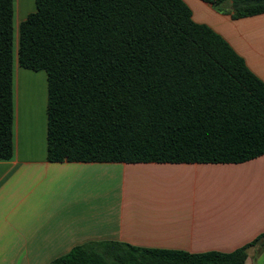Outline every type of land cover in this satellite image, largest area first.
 Returning <instances> with one entry per match:
<instances>
[{
    "label": "trees",
    "instance_id": "16d2710c",
    "mask_svg": "<svg viewBox=\"0 0 264 264\" xmlns=\"http://www.w3.org/2000/svg\"><path fill=\"white\" fill-rule=\"evenodd\" d=\"M18 62L48 80L49 162L240 164L264 155V82L183 0H35ZM234 20L264 0H202ZM13 0H0V160L14 154ZM95 242L51 264H244Z\"/></svg>",
    "mask_w": 264,
    "mask_h": 264
},
{
    "label": "crops",
    "instance_id": "0c3cea01",
    "mask_svg": "<svg viewBox=\"0 0 264 264\" xmlns=\"http://www.w3.org/2000/svg\"><path fill=\"white\" fill-rule=\"evenodd\" d=\"M264 82V14L183 0ZM14 154L0 160V264H51L88 243L231 253L264 234V155L240 164L48 161V80L18 62L35 0H13ZM244 264H264V243Z\"/></svg>",
    "mask_w": 264,
    "mask_h": 264
}]
</instances>
